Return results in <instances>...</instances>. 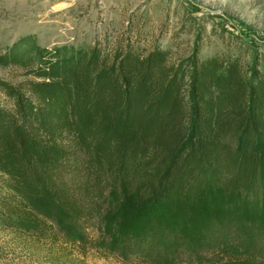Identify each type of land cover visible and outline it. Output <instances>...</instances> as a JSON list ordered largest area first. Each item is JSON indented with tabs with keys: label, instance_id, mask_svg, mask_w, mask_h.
Wrapping results in <instances>:
<instances>
[{
	"label": "trees",
	"instance_id": "obj_1",
	"mask_svg": "<svg viewBox=\"0 0 264 264\" xmlns=\"http://www.w3.org/2000/svg\"><path fill=\"white\" fill-rule=\"evenodd\" d=\"M171 55L94 44L37 64L39 80H0L11 101L0 102V223L60 242L34 209L49 195L109 259L128 252L156 212L196 205L211 185L264 193V71L225 54ZM25 60L32 64L26 52L0 56L1 65Z\"/></svg>",
	"mask_w": 264,
	"mask_h": 264
},
{
	"label": "rangeland",
	"instance_id": "obj_2",
	"mask_svg": "<svg viewBox=\"0 0 264 264\" xmlns=\"http://www.w3.org/2000/svg\"><path fill=\"white\" fill-rule=\"evenodd\" d=\"M127 43L169 49L177 62L196 50L202 58L240 57L264 71V0H0V56L26 52L32 63L0 64L2 81L39 80L32 74L39 63L94 44L114 51ZM0 102L11 103L1 90ZM34 209L62 233L61 241L1 222L0 264H135L138 251L143 264H264V193L257 187L211 185L196 205L156 212L151 229L109 259L49 195L37 197Z\"/></svg>",
	"mask_w": 264,
	"mask_h": 264
}]
</instances>
